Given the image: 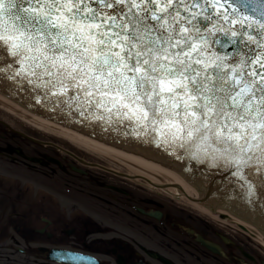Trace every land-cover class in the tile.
Masks as SVG:
<instances>
[{"label": "snow or ice", "instance_id": "obj_1", "mask_svg": "<svg viewBox=\"0 0 264 264\" xmlns=\"http://www.w3.org/2000/svg\"><path fill=\"white\" fill-rule=\"evenodd\" d=\"M0 88L218 171L264 228V0H0Z\"/></svg>", "mask_w": 264, "mask_h": 264}, {"label": "flooded vegetation", "instance_id": "obj_2", "mask_svg": "<svg viewBox=\"0 0 264 264\" xmlns=\"http://www.w3.org/2000/svg\"><path fill=\"white\" fill-rule=\"evenodd\" d=\"M7 111L0 264H264L256 237L191 210L142 168Z\"/></svg>", "mask_w": 264, "mask_h": 264}, {"label": "water", "instance_id": "obj_3", "mask_svg": "<svg viewBox=\"0 0 264 264\" xmlns=\"http://www.w3.org/2000/svg\"><path fill=\"white\" fill-rule=\"evenodd\" d=\"M0 101L35 121L84 144L101 145L132 159L159 176L192 208L218 220L221 219L219 214L223 213V217L227 216L224 214H228L230 217L223 220L235 226L241 223L239 226L243 230L247 231V227L249 232L253 233L264 245V228L259 226L260 222L256 214L247 210L240 202L227 199L231 185L227 184V178L221 176L218 171L199 165L195 161L176 159L174 156L163 154L156 150L154 145L149 148L139 143L135 137L125 136L122 130L114 126H108L105 129L96 127L97 121H85L78 116L74 118L66 112L61 113L59 109L53 110L50 103L45 108L43 107L44 101L37 103L35 98L30 99L23 91L9 95L0 88ZM193 176H195L194 182L191 179ZM196 197H203L200 201L206 204L198 202Z\"/></svg>", "mask_w": 264, "mask_h": 264}, {"label": "bare ground", "instance_id": "obj_4", "mask_svg": "<svg viewBox=\"0 0 264 264\" xmlns=\"http://www.w3.org/2000/svg\"><path fill=\"white\" fill-rule=\"evenodd\" d=\"M0 105H1L2 107L6 108L7 110H9L11 113H14V114L18 115L19 117H21L22 119H24V120H26V121H29V122H31V123H33V124H36V125H39V126H41L42 128H45V129H47V130H49V131H54V132L60 133V132H58V131H56V130H54V129L48 127V126H45V125H43V124H41V123L35 121L34 119H32V118H30V117H28V116H26V115H24V114H22V113H20V112H18V111H16V110L12 109V108H10V107H8L7 105H5L4 103H2L1 101H0ZM61 134H63V133H61ZM64 135H65V134H64ZM67 136H68V135H67ZM69 137H70V136H69ZM70 138H72V137H70ZM72 139H74V138H72ZM74 140H76V139H74ZM77 141H78V140H77ZM81 143H82V142H81ZM83 144H84V143H83ZM86 145H88V144H86ZM88 146L94 148L95 150H97V151H99V152H101V153H104V154H107V155H110V156H113V157L120 158V159L123 160L125 163L129 164L131 167H136L137 169H141V168H142L143 171H141V172H143L144 174L149 175L150 177L152 176V178H153L156 182L163 183V185H165V189H166L171 195H173V196H175V197H178V198L182 199V197H181L177 192H175V191H174V190H173V189H172V188H171L166 182H164L159 176H157L156 174L152 173L151 171H149L148 169H146V168L143 167L142 165L138 164L137 162L133 161L132 159H130V158H128V157H125V156H123V155H121V154H118V153H116V152H114V151H111V150H109V149H107L106 147L101 146V145H88ZM134 171H135V170H134ZM136 172H137V171H136Z\"/></svg>", "mask_w": 264, "mask_h": 264}, {"label": "rangeland", "instance_id": "obj_5", "mask_svg": "<svg viewBox=\"0 0 264 264\" xmlns=\"http://www.w3.org/2000/svg\"><path fill=\"white\" fill-rule=\"evenodd\" d=\"M7 113L13 117L12 119H13V121H15V122H18V123H30V124H33V123L29 122V121H26V120L22 119L21 117H19L18 115L14 114V113H11V112H9V111H7ZM44 129H45V128H44ZM171 196H173V195H171ZM174 197H175V196H174ZM177 198H178V197H175V199H176L177 201L182 202V203H186V202H184L183 199H180V198L177 199ZM186 204H187V203H186ZM189 208H190L191 210L195 211V212L203 213V214L205 215V217L212 218V219H216V218H214L213 216H211V215H209V214H207V213H204V212H201V211H199V210H197V209L192 208L190 205H189ZM217 220H218V219H217Z\"/></svg>", "mask_w": 264, "mask_h": 264}]
</instances>
